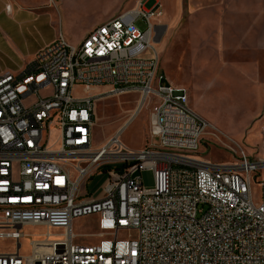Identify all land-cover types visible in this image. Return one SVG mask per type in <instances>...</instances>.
<instances>
[{"label":"built area","instance_id":"1","mask_svg":"<svg viewBox=\"0 0 264 264\" xmlns=\"http://www.w3.org/2000/svg\"><path fill=\"white\" fill-rule=\"evenodd\" d=\"M143 1L78 47L59 36L19 75H0V239L16 243L0 264H264V180L259 193L252 187L264 160L234 141L230 162L197 156L208 123L188 89L160 70L152 40L167 33L163 0L151 9ZM79 87L105 92L79 96ZM128 92L155 100L151 143L131 149L121 130L95 148L97 99ZM103 166L101 197L83 198L84 181ZM93 214L98 242L75 243L74 220ZM27 226L48 230L34 235L29 254Z\"/></svg>","mask_w":264,"mask_h":264},{"label":"rangeland","instance_id":"2","mask_svg":"<svg viewBox=\"0 0 264 264\" xmlns=\"http://www.w3.org/2000/svg\"><path fill=\"white\" fill-rule=\"evenodd\" d=\"M43 1H38L39 5L31 10V19L22 21L18 25L20 36L14 38L4 36L5 42L12 48V53L19 56L25 65L20 70L8 65L0 67L1 76L22 73L36 60L39 51L53 42L57 36H63L70 45L78 47L88 29L104 24L132 6V0H54L51 2L45 0L42 3ZM263 1L250 0V5ZM156 2L157 0H144L142 6L151 9ZM168 2L173 6L175 0H163V5L168 7ZM179 3L180 7L174 11L172 26L161 41L157 39L158 36L156 37L158 43L154 42V45L159 53L160 70L165 78L175 85H182L188 89L190 106L208 123L197 156L209 162H230L233 154L229 147L235 146L234 141L252 159L264 158V94L261 90H250V62L253 63L256 60L261 62V65L262 62L264 63L263 54L250 58V46L264 51V9H250L245 15L239 11V20L237 22L229 20L228 23L233 25L228 24L226 34L222 37V26L199 25L200 21L195 15L197 11L190 9L189 0H178L177 4ZM22 4L27 7V3L22 2ZM6 9L9 10L10 6L6 5ZM215 30L220 31V33L216 31L220 39L218 48L223 49L225 46L232 52L239 51L224 59L226 63H234L233 65L223 64L221 58L212 56L216 46L213 45L215 42L208 45V40H213ZM250 30L254 32V34L252 32L251 41ZM1 33L3 34L2 31ZM200 49L207 50L208 54H211L208 59H203L202 67L199 65ZM215 60L219 62V68ZM236 63L238 68L234 66ZM257 68L256 65L255 70ZM262 71L264 73V65ZM199 72L202 73L201 77ZM163 82L166 83V80ZM252 87L260 88L256 85ZM51 92L50 88L42 91L41 94ZM104 92L105 88L101 87L99 91L92 90L90 93L97 95ZM90 93L82 87L78 88L79 96ZM141 101V95L134 92L117 96L108 94L100 96L96 101L94 147H102L121 130L123 132L119 139L127 147L139 150L149 145L155 100L143 104ZM133 113L137 115L128 124L127 120ZM107 168L106 166L97 167L86 178L81 187L83 198L99 195L105 185L102 173ZM254 177L257 180H252V187L256 193H259L261 184L258 180H264V167L256 171ZM143 178L146 185H152L153 178L150 171H145ZM98 222L99 217L96 214L75 219L72 225V231L77 235L75 243L98 242L99 238L95 236L100 233ZM23 231L27 236L21 239L22 252L29 254L34 235L46 233L48 230L46 227L27 226ZM63 232L64 229H51L52 234ZM15 249V241L0 239V252Z\"/></svg>","mask_w":264,"mask_h":264},{"label":"crops","instance_id":"3","mask_svg":"<svg viewBox=\"0 0 264 264\" xmlns=\"http://www.w3.org/2000/svg\"><path fill=\"white\" fill-rule=\"evenodd\" d=\"M38 1L40 0H0V67H4L6 65L13 67L16 70H20L24 68L25 62L19 58L15 53H12V48L9 47V44L5 42L4 36L7 37H17L20 36L18 25L22 23V21L31 19V10L39 5ZM45 1V0H44ZM44 1L42 3H44ZM54 1V0H49ZM22 2L27 3V7L22 4ZM178 0H175L173 6L168 2V7L164 6V17L162 18V24L165 27L161 34L163 32H168L170 27L173 24L174 19V11L177 10L180 7L177 4ZM190 4L189 7L191 10H195L196 17H198V20L200 21L199 25L205 24L206 26H222L221 32H223L222 37L224 34H226L227 26L229 20L237 22L239 20V11L242 12L243 15L247 14L250 9H264V1L255 3L254 5H250V0H189ZM30 4V5H29ZM133 4V2H132ZM6 5L10 6V9H6ZM21 15L22 17H20ZM14 18V19H13ZM230 21V22H232ZM204 22V23H203ZM230 25V26H232ZM96 26V25H95ZM91 27L88 29L84 37L95 27ZM237 26V24L235 25ZM3 32V34L1 33ZM215 30L213 40H208L209 44L211 42H215L213 44L215 47L214 54H212L213 57L221 58L223 64H230L233 65L234 63H229L224 60L226 57L233 56L235 53H238L239 51H231V49L224 48L220 49L218 48V39L217 33ZM252 32L250 30V41ZM220 33V31H219ZM254 34V32H253ZM59 36L55 37L54 39L58 38ZM223 39V38H222ZM206 40V42H207ZM225 45V44H224ZM207 47V45H206ZM202 48V47H201ZM200 67L204 64L203 59H208L211 54H208L207 50L203 51L200 49ZM252 51V52H251ZM261 54L264 55V51L262 50H256L253 49L250 46V58L255 56H261ZM206 63V62H205ZM217 68H219V62L215 60ZM208 64V63H207ZM257 65V70H255ZM264 63L262 62H250V90H261L264 94V73L262 71ZM234 66L238 68V64L236 63ZM199 75L201 77L202 73L199 72ZM262 77V79H261ZM256 85V87L260 88H254L253 85ZM101 87H93L92 90L99 91Z\"/></svg>","mask_w":264,"mask_h":264},{"label":"bare ground","instance_id":"4","mask_svg":"<svg viewBox=\"0 0 264 264\" xmlns=\"http://www.w3.org/2000/svg\"><path fill=\"white\" fill-rule=\"evenodd\" d=\"M165 27H162V30L164 29ZM161 29V28H160ZM162 30H161V32H162ZM161 32H160V34H161ZM154 42L157 44L158 43V41L156 40V37L152 40V44L154 45ZM154 47H155V45H154ZM142 104L145 102V98L144 97H142ZM140 102V103H141ZM143 107V106H142ZM136 115H137V113H136ZM136 115H135V117H136ZM135 117L132 119V120H134L135 119ZM260 159H262V160H264V158H260ZM260 166H262V167H264V165H260Z\"/></svg>","mask_w":264,"mask_h":264}]
</instances>
